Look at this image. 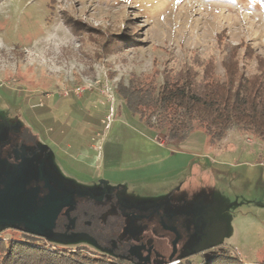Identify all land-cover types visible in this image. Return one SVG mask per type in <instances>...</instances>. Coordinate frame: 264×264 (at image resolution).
<instances>
[{
    "label": "rangeland",
    "instance_id": "374dc122",
    "mask_svg": "<svg viewBox=\"0 0 264 264\" xmlns=\"http://www.w3.org/2000/svg\"><path fill=\"white\" fill-rule=\"evenodd\" d=\"M222 33L254 73L264 57L261 0H0V111L21 119L77 183L122 182L152 200L178 191L186 200L226 201L232 246L216 264H263L260 143L235 128L215 144L202 131L171 141L118 95L133 77L178 71L196 57L215 58L221 74ZM121 38L131 41L117 51ZM243 44L254 52L249 61ZM22 237L18 230L0 234L4 241ZM187 259L183 264H203L200 255Z\"/></svg>",
    "mask_w": 264,
    "mask_h": 264
},
{
    "label": "trees",
    "instance_id": "16d2710c",
    "mask_svg": "<svg viewBox=\"0 0 264 264\" xmlns=\"http://www.w3.org/2000/svg\"><path fill=\"white\" fill-rule=\"evenodd\" d=\"M261 2L264 5V0ZM225 35L217 36L226 52L221 74L215 58L205 61L196 57L178 71L166 69L152 77H133L127 85L119 86L118 95L145 126L164 130L171 141H185L202 131L209 143L215 144L235 128L254 137L264 155V57H257L255 72L247 74L245 65H240L241 47L226 42ZM126 41L131 39L114 40L117 51L125 49ZM244 47L242 59L249 61L254 52L251 45ZM18 231L23 234L20 239H0V264H131L87 244L55 245ZM222 258L217 256L204 264H216ZM225 263L230 261H220Z\"/></svg>",
    "mask_w": 264,
    "mask_h": 264
},
{
    "label": "flooded vegetation",
    "instance_id": "af4514ba",
    "mask_svg": "<svg viewBox=\"0 0 264 264\" xmlns=\"http://www.w3.org/2000/svg\"><path fill=\"white\" fill-rule=\"evenodd\" d=\"M0 127V160H7L11 166L22 161L28 163L29 160L36 165L41 160L47 161L49 151L44 147L46 144L21 119L6 115L4 119L0 118ZM1 170L6 171L7 167L3 166ZM46 171L50 173L48 167ZM102 181L109 183L101 184ZM96 182L91 190L93 197L75 194L76 188L72 185L57 184V188H66L67 193L75 194L76 204L69 213L67 209L63 210L55 233L72 240L73 235H88L107 251L106 254L131 264H183L188 257L195 255H200L204 264L207 253H217L212 260L230 251H224V246H220L201 253L194 252L198 247L194 241L199 229L189 222H193V216L185 211L201 196L186 200L174 191L152 200L149 195L139 197L136 190L131 193L122 182L112 183L106 179ZM207 200L212 203L213 199L207 196ZM178 212L183 215H178ZM95 231L103 236L108 234V238L95 236Z\"/></svg>",
    "mask_w": 264,
    "mask_h": 264
},
{
    "label": "water",
    "instance_id": "95a60500",
    "mask_svg": "<svg viewBox=\"0 0 264 264\" xmlns=\"http://www.w3.org/2000/svg\"><path fill=\"white\" fill-rule=\"evenodd\" d=\"M5 117L6 114L0 111V118ZM1 131L2 127H0V134ZM44 147L49 151L46 156L47 161L41 160L37 165L29 160L28 163L22 161L19 165L11 166L7 160H0V234L5 230L16 229L45 238L51 244L65 246L87 244L107 253L88 235H73L72 240L55 233L57 220L63 210L67 209L69 213L74 209L75 194L81 197H93L91 193L93 186L77 183L67 176L53 151L47 145ZM3 166L7 167L6 171L1 170ZM11 167L13 170L9 171ZM46 167L49 168L50 173L46 171ZM102 183L109 182L102 181ZM57 184L72 185L76 188L75 194L67 193L66 188H57ZM212 199L213 204L207 200V196H201L196 202H191L192 204L185 211L187 215L193 216V222L190 220L189 222L199 229L196 231L194 241V244L198 246L195 253L220 246H232L226 241L230 238L226 201ZM177 214L183 215L181 212ZM216 255L217 253L212 255L207 253L206 260Z\"/></svg>",
    "mask_w": 264,
    "mask_h": 264
},
{
    "label": "crops",
    "instance_id": "0c3cea01",
    "mask_svg": "<svg viewBox=\"0 0 264 264\" xmlns=\"http://www.w3.org/2000/svg\"><path fill=\"white\" fill-rule=\"evenodd\" d=\"M175 142V141H174ZM50 143H52V145L54 146V147H56L57 149H59V146L57 145V142L56 141H51ZM47 145V144H46ZM49 147V146H48ZM50 148V147H49ZM51 149V148H50ZM83 158V161H84V163H87L88 162V156H83L82 157ZM87 164H90L89 162L87 163Z\"/></svg>",
    "mask_w": 264,
    "mask_h": 264
},
{
    "label": "built area",
    "instance_id": "2783aa9c",
    "mask_svg": "<svg viewBox=\"0 0 264 264\" xmlns=\"http://www.w3.org/2000/svg\"><path fill=\"white\" fill-rule=\"evenodd\" d=\"M112 111V110H111ZM112 114V113H111ZM110 121V119H108ZM263 164H264V160H263Z\"/></svg>",
    "mask_w": 264,
    "mask_h": 264
}]
</instances>
